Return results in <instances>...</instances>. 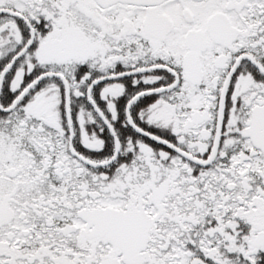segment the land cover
<instances>
[{
    "label": "snow or ice",
    "instance_id": "1",
    "mask_svg": "<svg viewBox=\"0 0 264 264\" xmlns=\"http://www.w3.org/2000/svg\"><path fill=\"white\" fill-rule=\"evenodd\" d=\"M0 264H264V0H0Z\"/></svg>",
    "mask_w": 264,
    "mask_h": 264
}]
</instances>
